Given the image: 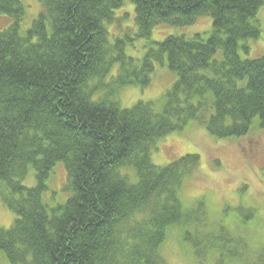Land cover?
I'll return each instance as SVG.
<instances>
[{
  "label": "trees",
  "instance_id": "1",
  "mask_svg": "<svg viewBox=\"0 0 264 264\" xmlns=\"http://www.w3.org/2000/svg\"><path fill=\"white\" fill-rule=\"evenodd\" d=\"M40 1L44 11L24 31L21 0H0V15L13 19L0 32V195L16 216L0 228V252L10 264H166L169 231L183 228L205 260L220 244L213 233L198 237L203 208L187 210L180 198L200 157L158 167L151 153L192 122L219 140L244 138L255 122L264 129V57L241 55L261 37L264 0H129L137 38L148 42L142 61L126 55L122 40L112 44L106 27L126 0ZM201 16L212 18L211 33L151 41L156 27ZM156 63L178 77L162 105L122 109L115 95L147 88ZM115 65L111 96L96 101ZM59 163L69 196L52 209L44 195ZM30 168L34 187L23 183Z\"/></svg>",
  "mask_w": 264,
  "mask_h": 264
},
{
  "label": "rangeland",
  "instance_id": "2",
  "mask_svg": "<svg viewBox=\"0 0 264 264\" xmlns=\"http://www.w3.org/2000/svg\"><path fill=\"white\" fill-rule=\"evenodd\" d=\"M21 2L27 10L22 26L26 31L44 11L45 6L40 0ZM135 16V6L126 0L114 12L113 22L106 27L112 44L118 39L122 40L126 55L142 61L148 52V42L137 38ZM257 19L261 24L262 34L259 39L248 42V55L241 52L245 59L264 57V8L260 10ZM12 24V18L0 15V32ZM212 29V18L201 16L187 27L160 25L153 31L151 41L161 43L169 36L209 34ZM155 66L156 70L147 88L129 86L118 91L115 98L122 109H131L138 102L162 105L164 95L178 77L166 65L156 63ZM119 67L115 65L112 68L109 77L103 81V87L94 94L96 101L111 96ZM92 83L97 86L98 81ZM186 155H198L201 165L197 176L185 180L180 191L181 201L187 210L199 206L203 208L205 217H201L203 222L198 227V237L213 233L220 246L216 250L209 249L205 260H199L191 244L183 239L184 229H171L161 249L165 263L217 264L223 258L224 264H258L259 256L264 250V129L255 122L246 137L219 140L209 135L201 123L192 122L184 132L171 134L155 143L151 160L154 165L165 167ZM128 172L133 176V171ZM23 183L27 187L35 186L32 168ZM66 183L65 167L59 163L47 182L48 191L44 195L50 208L55 209L66 202L69 196L65 191ZM15 219L16 216L3 204L0 195V228L9 230ZM222 245L225 247L223 253L220 248ZM0 264H10L1 252Z\"/></svg>",
  "mask_w": 264,
  "mask_h": 264
}]
</instances>
